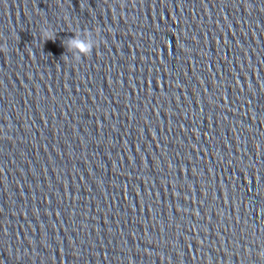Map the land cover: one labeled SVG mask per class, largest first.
I'll use <instances>...</instances> for the list:
<instances>
[{"label": "water", "instance_id": "water-1", "mask_svg": "<svg viewBox=\"0 0 264 264\" xmlns=\"http://www.w3.org/2000/svg\"><path fill=\"white\" fill-rule=\"evenodd\" d=\"M0 264H264V0H0Z\"/></svg>", "mask_w": 264, "mask_h": 264}, {"label": "clouds", "instance_id": "clouds-1", "mask_svg": "<svg viewBox=\"0 0 264 264\" xmlns=\"http://www.w3.org/2000/svg\"><path fill=\"white\" fill-rule=\"evenodd\" d=\"M45 38H48L46 33ZM63 44L68 50L73 52V56L76 59H80L83 55L90 53L96 44V41L91 34H85L83 38L78 35H74L63 41Z\"/></svg>", "mask_w": 264, "mask_h": 264}]
</instances>
